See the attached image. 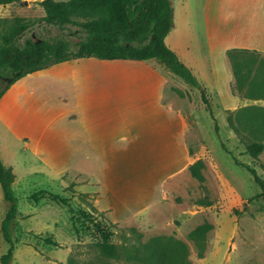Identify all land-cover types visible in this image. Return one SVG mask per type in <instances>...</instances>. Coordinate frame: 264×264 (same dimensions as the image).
<instances>
[{"label": "rangeland", "instance_id": "rangeland-1", "mask_svg": "<svg viewBox=\"0 0 264 264\" xmlns=\"http://www.w3.org/2000/svg\"><path fill=\"white\" fill-rule=\"evenodd\" d=\"M41 1L21 0L0 6V18H42L46 12ZM202 2L171 0L174 27L168 39L169 45L175 41L183 49L187 65L207 92L219 127L217 132L201 91L176 76L178 87L173 89L185 100L180 107L188 117L194 158L191 166L198 176L190 169L170 202L150 217L115 221L95 206L96 193L90 191L89 175L48 172L39 161L20 151L21 143L13 142L0 126L1 157L10 168L16 164L17 174L13 189L19 213L12 228L16 243L12 264H139L137 258L147 256L150 244L177 260L175 264L181 263L184 252L187 259L181 264H264V195L244 167L255 169L264 181V150L254 158L246 148L254 142L264 144V99H259L264 95L259 90L263 75L251 86V77L246 75L236 83L237 95H254V105L233 112L220 106L206 55ZM27 36L64 39L75 51L86 33L78 24L61 28L41 21ZM7 210L0 187V257L8 249L1 232ZM205 223L213 229L201 242L192 239L191 233ZM103 229L111 235L104 237ZM104 244H110L117 257L108 256Z\"/></svg>", "mask_w": 264, "mask_h": 264}, {"label": "crops", "instance_id": "crops-1", "mask_svg": "<svg viewBox=\"0 0 264 264\" xmlns=\"http://www.w3.org/2000/svg\"><path fill=\"white\" fill-rule=\"evenodd\" d=\"M201 16L218 103L232 112L254 105L233 93L227 52L264 54V0H203ZM172 31L166 42L187 65L180 44L168 43ZM175 77L155 62L69 60L12 85L0 126L48 172L89 175L95 206L112 220L147 218L170 202L194 161Z\"/></svg>", "mask_w": 264, "mask_h": 264}, {"label": "trees", "instance_id": "trees-1", "mask_svg": "<svg viewBox=\"0 0 264 264\" xmlns=\"http://www.w3.org/2000/svg\"><path fill=\"white\" fill-rule=\"evenodd\" d=\"M20 2L21 0H0V6ZM39 4L46 12L42 18H0V100L22 77L69 60L97 58L111 61L155 62L158 69L171 72L201 91V100L215 122L216 131H219L206 90L202 88L192 69L180 60L166 42L174 24L171 0H42ZM81 17H85L86 20L79 22L78 19ZM41 21L47 26L61 28L78 24L86 33V38L76 45L75 51H72L70 44L64 39L50 40L27 36ZM227 57L236 79L232 85L235 95L236 83L241 81L243 75L251 77L250 86L254 85V81L261 74L264 81V54L261 52L234 48L228 50ZM256 61L257 66L254 65ZM262 86L259 90L263 91V94L264 83ZM241 97L254 99V95ZM259 99H264V95ZM224 148L226 149L225 146ZM246 148L251 156L258 158L264 150V144L254 142L246 144ZM226 151L228 152L227 149ZM235 161L240 164L237 159ZM244 167L262 188L263 196L264 181L255 169ZM190 169L193 176H198L193 166ZM14 181L15 174L12 168L8 167L0 156V187L8 204V210L1 223V232L8 249L1 255L0 264H12L16 249L12 228L19 208L13 189ZM212 229L211 224L205 223L191 233V238L201 242ZM101 233L106 238L111 235L104 229ZM103 247L108 256L117 257L115 249L110 244H104ZM146 248L147 256L136 260L139 264H149L146 261L153 262L150 264H175L177 261L156 245L150 244ZM186 259L187 255L184 252L179 261L185 263Z\"/></svg>", "mask_w": 264, "mask_h": 264}, {"label": "water", "instance_id": "water-1", "mask_svg": "<svg viewBox=\"0 0 264 264\" xmlns=\"http://www.w3.org/2000/svg\"><path fill=\"white\" fill-rule=\"evenodd\" d=\"M25 3V2H24Z\"/></svg>", "mask_w": 264, "mask_h": 264}]
</instances>
